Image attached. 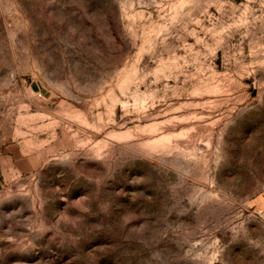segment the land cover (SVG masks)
Returning <instances> with one entry per match:
<instances>
[{"label":"rangeland","instance_id":"374dc122","mask_svg":"<svg viewBox=\"0 0 264 264\" xmlns=\"http://www.w3.org/2000/svg\"><path fill=\"white\" fill-rule=\"evenodd\" d=\"M0 264H264V0H0Z\"/></svg>","mask_w":264,"mask_h":264},{"label":"crops","instance_id":"0c3cea01","mask_svg":"<svg viewBox=\"0 0 264 264\" xmlns=\"http://www.w3.org/2000/svg\"><path fill=\"white\" fill-rule=\"evenodd\" d=\"M0 185H1V180H0Z\"/></svg>","mask_w":264,"mask_h":264}]
</instances>
